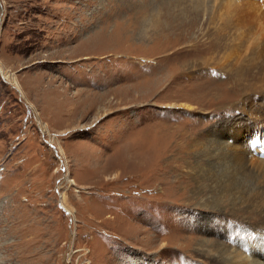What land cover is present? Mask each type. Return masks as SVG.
Wrapping results in <instances>:
<instances>
[{
  "label": "rangeland",
  "instance_id": "obj_1",
  "mask_svg": "<svg viewBox=\"0 0 264 264\" xmlns=\"http://www.w3.org/2000/svg\"><path fill=\"white\" fill-rule=\"evenodd\" d=\"M262 29L264 0H0V264H264V164L230 186L200 149L264 134L234 109Z\"/></svg>",
  "mask_w": 264,
  "mask_h": 264
},
{
  "label": "bare ground",
  "instance_id": "obj_2",
  "mask_svg": "<svg viewBox=\"0 0 264 264\" xmlns=\"http://www.w3.org/2000/svg\"><path fill=\"white\" fill-rule=\"evenodd\" d=\"M253 44L255 46L254 55L258 60L257 61V67H256L257 72L255 73V76H258V77L264 76V29L260 30L256 34V38H255ZM7 77L9 78L8 74L4 73V78L7 79ZM240 88H241V90H244V92L250 91L246 86H244L243 88L242 87H240ZM22 94L24 95V93H22ZM252 100H253V102H250V100L247 97H245L243 99V101L241 102V104L239 105L240 106L239 109H237V106H234L235 107L234 109L236 111H241V113H243V114L253 116V118L251 120H254L255 122L264 121V96H262V99L260 101H257L254 99H252ZM221 107H223V105H221ZM262 129L263 128H254V129L250 130V127L247 126L246 132L244 133V135L241 136V138L245 139V137H247L251 131H253V137H252V140L250 139L249 141L248 140L243 141V144L237 143L234 146H230V147L224 146L220 139L215 138V135L213 133V134H210L208 136V138H211V140L206 142V144L208 146L207 147L204 145L201 146L200 149H201V151L205 152L204 156L206 158L211 159V158L216 156L218 159H220L222 157L227 156V157L232 159V160H223L222 162H217V164L221 165V169H222L221 174H222L223 178L226 177L225 168L227 167V164L232 163L228 168V169L232 170V173L225 180V182L229 183L230 186L243 185L252 179V174L246 172L244 169V168H246L247 163L254 164L255 167L257 164H264V163H260V161H258V160H255L252 156V151L250 150L251 146L254 143H257L259 141L264 140V134L260 135L258 133V131H260ZM192 132H194V131H192ZM193 135L194 134L190 133L191 139L194 138ZM178 136H181V139L179 140V142L187 146L188 143L186 142V136H185L184 132H182ZM234 139L237 141V138H234ZM184 145H183V147H184ZM212 152H215V155H212ZM58 153L60 154V152H58ZM192 172L199 173V175H198L199 179H196L194 181V184L199 187L204 182L201 180H203L206 177V175H204L205 172H204L202 166H200V165L193 167ZM211 183H212V185L213 184L218 185V181L215 177L211 180ZM226 186H228V185H226ZM201 191L202 190L200 189V192ZM219 252L223 253V255L225 257H227L224 259H226V262L228 261V264H233L237 259L234 256H232L231 254H228L229 252L226 250H220ZM245 264H260V263H258L256 261L254 262L252 260H249V262H246Z\"/></svg>",
  "mask_w": 264,
  "mask_h": 264
},
{
  "label": "snow or ice",
  "instance_id": "obj_3",
  "mask_svg": "<svg viewBox=\"0 0 264 264\" xmlns=\"http://www.w3.org/2000/svg\"><path fill=\"white\" fill-rule=\"evenodd\" d=\"M213 74H215V73H213Z\"/></svg>",
  "mask_w": 264,
  "mask_h": 264
}]
</instances>
